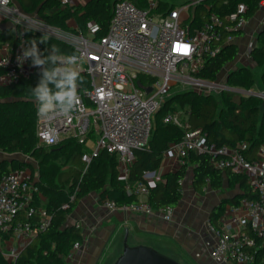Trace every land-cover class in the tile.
Wrapping results in <instances>:
<instances>
[{
	"label": "built area",
	"instance_id": "1",
	"mask_svg": "<svg viewBox=\"0 0 264 264\" xmlns=\"http://www.w3.org/2000/svg\"><path fill=\"white\" fill-rule=\"evenodd\" d=\"M84 1L62 0V5ZM148 2L147 7H139L131 0H117L105 35H97L100 30L97 23L86 33L71 35L69 43L74 52L59 56L58 70L87 73L91 87L74 90L78 93V105L68 116L60 114L59 107L55 109L56 113L47 116L39 115L37 110L36 136L40 145L50 147L71 136L86 142L93 132L96 140L91 149L83 152L82 160L89 164L102 149H107L117 155L119 175L125 180L129 178L135 150L147 147L153 115L171 95L172 86L179 81L205 84L196 74L206 57L218 52L216 43L223 30L238 31L247 23L241 15L246 9L242 3L238 11L226 16V21L211 13L200 27L193 28L189 8L200 0L177 5L166 13L157 10L159 0ZM7 23L20 32L17 44L5 42L0 47L2 84L16 83L23 75L41 69V63L31 62L30 56H23L30 48L24 31L26 28L41 31L45 29L41 25H46L35 14L24 11L16 0H0V27ZM231 40L229 35L227 41ZM223 86L243 95L251 94ZM260 94L264 95L263 92ZM164 121L183 126V138L171 144L157 171H147L145 181L127 185L136 201L118 204L106 200L103 204L110 210L144 214L158 210L170 220L173 208L155 209L151 204V182L165 181L166 174L186 163L191 152L207 153L218 168L246 175L257 194L254 198L244 197L227 205L217 223H208V229L217 238L210 255L218 264L253 263L256 252L264 243V140L255 151L246 141L235 146L217 145L207 140V133L202 128L190 127L187 120L180 122L172 111L166 114ZM170 153L176 158L175 163H167ZM37 182V177L28 168L11 170L0 181V250L11 261L19 254L18 249L31 243L51 219L46 209L35 203V195L41 192ZM179 182L182 184V180ZM63 208L68 209L69 204H64ZM21 212L26 219L19 218ZM36 216L39 217L34 220ZM7 234L18 244L12 250L4 251V235ZM80 244L75 242L68 258Z\"/></svg>",
	"mask_w": 264,
	"mask_h": 264
},
{
	"label": "trees",
	"instance_id": "2",
	"mask_svg": "<svg viewBox=\"0 0 264 264\" xmlns=\"http://www.w3.org/2000/svg\"><path fill=\"white\" fill-rule=\"evenodd\" d=\"M117 0H86L84 3L62 5V0H16L27 13H37L46 23L61 29L69 28V21L75 19V33H86L89 27L97 23L100 27L98 36L108 32L113 9ZM139 7H147L148 0H131ZM191 0H159L157 10L166 13L179 4ZM263 0H200L195 7L190 8V22L193 28L200 27L211 13L218 14L226 21V16L238 11L239 4L246 9L241 12L247 21L255 16ZM18 29L14 27L0 30V47L3 43L17 44ZM25 36L28 42L37 39L36 54L30 55L31 62L41 61V69L28 75H23L19 81L12 84L0 83V152L17 158H0V181L4 174L14 169L29 168L34 172L30 159L37 161L38 182L43 197L45 209L51 215L46 228L40 230L31 243L20 250L17 257L11 261L0 250V264H71L69 254L75 242H81L83 235L77 224L66 223L67 214L78 202L91 192L99 194V201L113 200L118 204L131 203L136 197L127 190V185L145 181L147 171H157L163 162L165 153L171 144L179 142L185 133L184 127L165 122L164 117L169 111H174L177 105L185 109L186 119L190 127L202 128L207 133V140L217 145L235 146L241 141L248 142L250 149L255 151L264 140V99L258 95H237L231 89L223 90L220 98L213 93H204L194 88L183 89L171 94L163 105L153 115V129L147 147L135 150V160L127 180L119 175L118 158L115 153L102 149L88 164L82 160L85 150L92 148L96 134L91 132L88 141L80 142L76 137H67L50 147L40 145L36 136L37 103L31 94H35L42 82L54 94L61 89L56 81L65 78V74L76 72L71 86L65 91H83L91 87L90 76L84 72L71 69L58 70L59 56L70 55L74 48L68 41L52 35L26 28ZM237 31L223 30L217 40L218 52L206 57L202 69L196 77L215 81L221 71L232 63L238 53L237 46L227 41L229 35ZM43 38L46 43H40ZM29 50L33 45L30 43ZM56 45L58 47H53ZM253 58L263 69L264 85V26L258 36L257 45L252 50ZM3 70L0 68V74ZM56 73L55 81L47 80L46 74ZM255 77L247 67L232 69L227 76V85L241 90H251ZM178 107V106H177ZM188 160V161H187ZM186 163L177 170L166 174L165 181H159L150 186L151 204L155 209L164 207L175 208L181 199L180 180L188 175L189 161L193 164V184L202 191L207 186L222 189L225 178L231 188L238 187L236 197L225 202H239L243 197L257 196L246 175L221 169L211 161L207 153L191 152ZM74 196V198H73ZM69 204V208H63ZM224 207L222 205L212 210L210 217L217 223ZM39 216H36V220ZM26 217L23 218V220ZM33 219V217H32ZM251 264H264V243L255 254Z\"/></svg>",
	"mask_w": 264,
	"mask_h": 264
},
{
	"label": "crops",
	"instance_id": "3",
	"mask_svg": "<svg viewBox=\"0 0 264 264\" xmlns=\"http://www.w3.org/2000/svg\"><path fill=\"white\" fill-rule=\"evenodd\" d=\"M263 26L264 0L255 16L248 20L237 33L231 35L230 42L234 43L238 49L237 57L233 61L238 67L234 69L251 68V64L256 63L252 50L257 45ZM3 27L12 28L13 26L7 23L0 27V30ZM237 94L243 95L238 92ZM170 162H176L172 153L167 157V163ZM192 166L193 164L189 161L188 175L181 179V199L173 209L170 220H166L158 210L151 214L119 209L110 210L99 201L97 193L91 192L82 198L67 214L66 223L77 224L83 235L80 247L74 249L73 256L69 258L70 263L113 264L123 252V240L128 229V240L131 245H150L162 252L170 253V256L182 264H218L210 255L217 240L208 229V223L212 222L210 214L213 209L221 205L225 209L227 205L235 204V202L227 201L224 204L223 202L236 197L239 189L231 188L229 181L225 178L222 189L207 186L199 191L193 184ZM33 174L38 180V174H35V171ZM35 203L45 207L42 192L35 195ZM24 217V213L21 212L19 218ZM17 244L18 241L14 240L10 234L4 235V251L12 250Z\"/></svg>",
	"mask_w": 264,
	"mask_h": 264
},
{
	"label": "rangeland",
	"instance_id": "4",
	"mask_svg": "<svg viewBox=\"0 0 264 264\" xmlns=\"http://www.w3.org/2000/svg\"><path fill=\"white\" fill-rule=\"evenodd\" d=\"M193 1L194 0H191L190 3H192ZM181 5L182 4H179L178 6H181ZM195 6H196L195 4L192 5V7H195ZM192 7H190V8H192ZM190 8H189V12L191 13ZM33 14H35L41 21L45 22L37 13H33ZM41 27L45 28L43 30H44V33L46 35H52V36L60 37V38L66 40L68 42H71L70 36L75 34V30L74 29L76 28V21H75V19H71L69 21V28H67V29H61V28H58V27H55V26H51L48 23H46V25L42 24ZM14 30H16V29L14 28ZM43 30H41V31L43 32ZM251 66L252 67L249 68V69L251 70L252 74L255 77V84H254V87L251 90L255 91V92H264V85H263V82H262L263 69L256 63L255 64L252 63ZM237 67H238L237 64H235L233 62L228 64L221 71V73L219 74L218 78L215 80L216 84H214L212 86L205 85V84H194V83L187 84V83H184L183 81H179L177 84L172 86L171 94L176 93L178 91H181L183 89L194 88V89H196L197 91H200V92L213 93L214 95H216L217 97L220 98L223 90H225L223 85H227L228 73L230 72V70H232L234 68H237ZM219 85H222V87L219 86ZM239 95L240 94H237L236 96H239ZM260 96L264 99V95L263 94H261ZM177 106L175 107V110L172 111V112H173V114L175 116H177L179 118L180 122L184 123L186 121L185 120L186 114L184 113L185 109L184 108H180L179 105H177ZM2 156H4L3 153L0 154V158ZM16 157H19V156L16 155ZM30 160L32 161V163L34 165L35 174H38L37 161L34 160V159H30ZM93 193L95 194L97 192H93ZM160 252H162V251H160ZM162 253H164L165 255H167L169 257H172V256H170L171 255L170 253H165V252H162ZM172 258H174V257H172Z\"/></svg>",
	"mask_w": 264,
	"mask_h": 264
},
{
	"label": "clouds",
	"instance_id": "5",
	"mask_svg": "<svg viewBox=\"0 0 264 264\" xmlns=\"http://www.w3.org/2000/svg\"><path fill=\"white\" fill-rule=\"evenodd\" d=\"M33 47L31 50H25L23 52V56L27 57L30 55L36 54L35 45L37 43L36 38H32L30 41ZM40 43H46L43 38L39 39ZM53 47H58L53 45ZM35 63L39 64L41 61L36 59ZM77 75L76 72H72L71 74H65V78L56 81V85L61 90L57 93H52L50 89L47 87V82H42L41 86L36 89L35 94H31L35 100H39L38 105V114L41 116H47L50 113H56L55 109L59 107L60 114L64 116H68L72 111H74L78 105V93L74 90L65 91L66 86H71L73 84V80ZM47 80L55 81L56 73L46 74ZM56 102V103H54Z\"/></svg>",
	"mask_w": 264,
	"mask_h": 264
},
{
	"label": "water",
	"instance_id": "6",
	"mask_svg": "<svg viewBox=\"0 0 264 264\" xmlns=\"http://www.w3.org/2000/svg\"><path fill=\"white\" fill-rule=\"evenodd\" d=\"M201 81L205 84H215L216 83L215 81H208V80H201ZM234 89L241 91V89H238V88H234ZM150 90L151 88L148 89V91ZM248 92H250L253 95H258V96L261 95L260 94L261 92H253L251 90H248ZM2 157L11 158V159L17 158L16 155H12L9 157L8 154H5ZM128 238H129V230L126 229V233H125L124 240H123V246H124L123 252L120 254V256L117 258V260L113 264H182L176 259L165 255L164 253L160 252L157 248L152 247L150 245H146V244L131 245L129 243Z\"/></svg>",
	"mask_w": 264,
	"mask_h": 264
}]
</instances>
